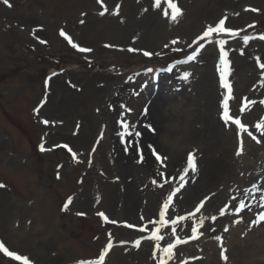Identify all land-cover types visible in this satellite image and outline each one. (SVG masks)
<instances>
[{"label": "rangeland", "instance_id": "obj_1", "mask_svg": "<svg viewBox=\"0 0 264 264\" xmlns=\"http://www.w3.org/2000/svg\"><path fill=\"white\" fill-rule=\"evenodd\" d=\"M171 3L176 20L169 0H0V243L29 264H245L264 0Z\"/></svg>", "mask_w": 264, "mask_h": 264}, {"label": "snow or ice", "instance_id": "obj_2", "mask_svg": "<svg viewBox=\"0 0 264 264\" xmlns=\"http://www.w3.org/2000/svg\"><path fill=\"white\" fill-rule=\"evenodd\" d=\"M4 2L7 3L8 0H4ZM169 3L171 5V7H173L175 9V14L172 16V19L173 20H176L177 15L180 14V9L176 8V5L175 4H172L171 3V0H169ZM223 24H224V21L221 20L220 21L219 28L216 29V30H218V31H227V29H224L223 28ZM213 31H214V29L212 27H209L207 29V31L204 33V35L207 36L209 33L213 32ZM61 35H64V33L61 32ZM245 39H247V37ZM42 43H43V41H42ZM73 47H77V45H73ZM79 50L81 52L91 51L90 49H85V48H80ZM145 55H150V53H145ZM226 57H227V53L224 52L223 49H221V61L224 64V68H225V71L222 73L221 79H222V82L224 84V87L227 88L229 91H231L230 85L228 84L227 80L225 79V77L227 75V68H228V61L226 60ZM226 106L227 105H225V107ZM45 123H48V122L45 121ZM236 123L239 124L240 122L239 121H236ZM148 127H150V126H148ZM241 128H243V125H241ZM137 135H139V133H137ZM149 147H151V146L149 145ZM240 150L242 151V148ZM238 154H239V152H238ZM157 158L159 159V157H157ZM188 165H189V168L190 169L195 170V158H194V154H189V157H188ZM242 207H243V204H241V208ZM100 215L103 216L104 214L103 213H100ZM261 219L264 220V215L261 216ZM156 239H159V237H156ZM137 243H139V242H137ZM171 247H173V245H169V248H171ZM0 249H3V251L5 253H7L8 256L14 257L16 260H23L24 261V264H29V261L27 260L26 257H21L19 255H16L13 252L8 251V249L5 248L2 243H0Z\"/></svg>", "mask_w": 264, "mask_h": 264}, {"label": "bare ground", "instance_id": "obj_3", "mask_svg": "<svg viewBox=\"0 0 264 264\" xmlns=\"http://www.w3.org/2000/svg\"><path fill=\"white\" fill-rule=\"evenodd\" d=\"M147 93H143V95H145ZM155 111V114H157L156 116H158V113L160 111H162L159 107H156L153 109ZM142 136V139L146 136V133H144V135H141ZM140 137V136H139ZM168 138L171 140V138L168 136ZM176 142V139L173 138L172 140V143L173 142ZM121 171L124 173L125 171L128 170L127 167H123L121 166ZM130 191V187H128V190L127 192ZM132 200V196H126V199H125V204L126 202H129ZM132 207V205L130 206V208ZM125 212H130L129 209L125 206ZM126 212V213H127ZM264 229H260L256 232H254L252 235H248L247 237V242L246 241H243L241 242L240 244H245L246 248H249L250 247V251H246V253L244 254H247L245 256V264L249 263L250 259L253 258L254 260H263L264 259V234H263V231ZM256 253L258 255V258L256 256ZM255 255V256H254ZM242 263V262H240Z\"/></svg>", "mask_w": 264, "mask_h": 264}]
</instances>
